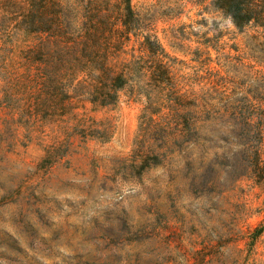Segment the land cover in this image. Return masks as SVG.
I'll list each match as a JSON object with an SVG mask.
<instances>
[{"label": "rangeland", "instance_id": "obj_1", "mask_svg": "<svg viewBox=\"0 0 264 264\" xmlns=\"http://www.w3.org/2000/svg\"><path fill=\"white\" fill-rule=\"evenodd\" d=\"M106 1L119 30L108 62L126 88L48 115L30 112L24 84L39 35L0 7V264H264V182L243 174L232 129L150 166L140 152L172 97L215 92L223 77L264 85L248 47L264 28L236 27L214 0H131L126 30Z\"/></svg>", "mask_w": 264, "mask_h": 264}, {"label": "trees", "instance_id": "obj_2", "mask_svg": "<svg viewBox=\"0 0 264 264\" xmlns=\"http://www.w3.org/2000/svg\"><path fill=\"white\" fill-rule=\"evenodd\" d=\"M117 4L128 30L135 20L132 2L118 0ZM109 6L106 0H0L5 22L39 35L23 53L28 82L24 80V84L33 88L31 113L68 112L78 98L107 104L118 100L128 81L108 62L113 37L119 33L106 18ZM214 6L229 15L238 28L251 24L264 28V0H214ZM249 37L250 54L264 64V39ZM162 67L159 64V70ZM257 73L255 79L264 81V72ZM220 82L215 92L172 97L169 114L148 121L145 135L152 141L144 148L145 140L142 143L140 152L145 158L141 167L190 144L203 146L216 132L229 128L240 138L237 148L244 159L243 174L264 182L260 149L264 141V127L260 126L264 124V85L231 89L227 77Z\"/></svg>", "mask_w": 264, "mask_h": 264}]
</instances>
